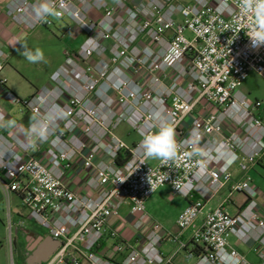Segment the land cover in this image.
Instances as JSON below:
<instances>
[{
    "label": "built area",
    "instance_id": "2783aa9c",
    "mask_svg": "<svg viewBox=\"0 0 264 264\" xmlns=\"http://www.w3.org/2000/svg\"><path fill=\"white\" fill-rule=\"evenodd\" d=\"M40 2L8 0L4 12L28 31L70 21V36L83 41L64 51L49 85L31 97L5 91L9 103L33 116L24 137L7 135L0 110V189L10 239L24 220L44 229L59 246L43 264H175L182 253L195 264H264V217L249 175L257 165L264 170L263 102L241 89L252 72L264 80V46L252 47L251 18L239 0H48L59 17L47 22L34 11ZM6 84L0 76V88ZM157 112L175 131L172 162L150 163L140 147L159 127ZM122 125L138 140L126 143L117 134ZM76 170L85 193L67 186ZM162 187L189 202L174 233L145 209ZM223 190L226 196L206 211ZM236 194L245 203L233 214ZM12 196L26 212L17 222ZM125 205L132 223L121 216ZM230 237L254 243L259 262L247 260ZM165 242L174 245L170 255Z\"/></svg>",
    "mask_w": 264,
    "mask_h": 264
},
{
    "label": "rangeland",
    "instance_id": "374dc122",
    "mask_svg": "<svg viewBox=\"0 0 264 264\" xmlns=\"http://www.w3.org/2000/svg\"><path fill=\"white\" fill-rule=\"evenodd\" d=\"M55 25L49 28L40 27L33 31H29L31 35L26 40V43L30 49L36 47L41 48L44 51L45 61L38 64L29 63L21 54L19 55L21 75L13 74V80H18L20 87H26L27 90L34 91L35 88L41 89L53 76L60 64L64 60V51L69 48H78L83 41V37L76 35L71 37L69 33V27H72L70 21H54ZM23 51V47L21 49ZM25 78V79H23ZM31 81V87L26 81ZM28 87V88H27ZM242 91H244L250 101L260 100L263 102V108L261 110L262 119L264 122V80L256 73H250L248 78L243 82ZM21 106V105H20ZM124 130L126 126L122 125L117 134L120 137L124 136ZM124 138V137H123ZM132 139H137L133 136ZM129 141V140H127ZM156 161L150 159V163ZM253 181L255 186L260 190L262 196H264V170L261 168L252 172ZM234 200L241 201L242 199L236 195L233 196ZM12 209L15 215L14 221L17 222L21 217H25L26 212L20 210L18 207V199L15 196L11 197ZM185 203V200L179 195H173L167 188L160 189L156 192L153 200L145 205V209L149 217L158 223L164 232L173 231L176 228V221L180 208ZM20 215L21 217H17ZM123 217L132 223L135 216L130 215L128 212ZM28 220H24L25 224L31 227V230L27 233L31 235V249H35L38 241L42 238L41 234H44V229L37 226L35 223ZM31 232V233H30ZM41 233V234H40ZM190 233V232H189ZM134 233L129 231L127 237L134 242ZM133 238V239H132ZM15 239V231H12L11 239L9 236L7 225V203L0 189V264H22L21 262V244L17 239L16 244L13 242ZM233 242L234 239L230 238ZM182 255H184L182 253ZM180 264H195V261L183 262Z\"/></svg>",
    "mask_w": 264,
    "mask_h": 264
},
{
    "label": "crops",
    "instance_id": "0c3cea01",
    "mask_svg": "<svg viewBox=\"0 0 264 264\" xmlns=\"http://www.w3.org/2000/svg\"><path fill=\"white\" fill-rule=\"evenodd\" d=\"M7 1L8 0H0V52L3 53V56H0V63L3 64V69L0 73V76L5 77L7 79L6 89L0 88V110L4 111L7 115V122L6 124H4L5 126L4 132L7 135L16 134L20 137H24L25 129L27 125L31 123V121L33 120V116L28 111L24 110L22 106L18 104L9 103L4 98V94H5V91L8 90L11 93H13L15 96H17L18 98L24 99V98L31 97L40 89L35 88L34 91L31 92V90H27L26 87H20L21 83H18V80L17 81L15 80L16 83H14L13 81V84H11L10 82L13 80L14 73L18 76L21 75V72L19 70L20 62L18 58L20 55L21 49L23 47L21 42H25L28 39V37L31 35V33L24 27L17 26L16 24L9 21V19L6 17L5 12H4ZM69 48H72V47H69ZM50 80L44 86L49 85ZM26 81L31 87V81L27 79ZM260 115L262 117L261 112H260ZM2 130L3 129L0 127V133L2 132ZM133 136H136V135L130 132L128 128L126 127V130H124V136H123L124 138L123 137L121 138L126 143L131 144L132 142H135L138 140V138L132 139ZM37 157H39V155H37ZM258 168L263 169L261 165H257L256 167L250 170L249 175L253 177L252 172ZM232 171H233V178L235 181H239L243 178L244 174L237 167H233ZM83 176H84L83 173L78 172V170H76V172L68 176L66 180L67 186L70 189L77 191L79 193H85V191L83 190V187L81 186ZM166 188L171 192V190L168 187H162L160 189H166ZM258 191H259V196H258L259 210H260L261 215L264 217V196H262L259 189ZM155 194L146 202V205H148L153 200ZM225 196H226V190H223L214 200H212L210 203L207 204L205 210L207 211L210 208L216 207L219 201ZM237 196L241 198L242 200L238 201V200L233 199L232 203L229 206V209L231 213L233 214L237 213V211L240 210L241 206L245 203V197L243 195L237 194ZM184 200H185V203L180 208L178 215L189 204V202L186 199ZM125 213L126 214L128 213L127 205H125L121 210V216L123 219H125L123 217ZM18 216L19 215H17V217ZM114 223L116 225L118 221H114ZM18 230L19 231L25 230V232L28 233L31 230V227L28 226V224H25L22 228H18ZM176 231H177V226L172 232L171 231L169 232L174 233ZM41 235H42L41 239L48 237L45 231H44V234H41ZM189 237H190V233L188 232L185 236V239L188 241ZM230 238L234 239L233 242L230 241V244L233 247H235L247 260H249L252 263L259 262V259L254 251V246H255L254 243L250 242L249 244H243V243L238 242L234 237H230ZM162 250L165 252V254L170 255L174 251V245L171 244L170 242H165L162 244ZM181 260L185 262L184 256L182 254H178L174 258V263L180 264Z\"/></svg>",
    "mask_w": 264,
    "mask_h": 264
},
{
    "label": "clouds",
    "instance_id": "9594fccd",
    "mask_svg": "<svg viewBox=\"0 0 264 264\" xmlns=\"http://www.w3.org/2000/svg\"><path fill=\"white\" fill-rule=\"evenodd\" d=\"M239 3L242 12L251 18V28L247 35L250 38L252 47L259 48L260 46H264V0H239ZM34 11L36 16L45 22L48 21L49 17H59V13L48 0H42V2L35 6ZM21 44L23 51L20 54L29 63L38 64L46 62L44 51L41 48L30 49L26 41L21 42ZM153 119L159 122V127L155 132L143 136L140 145L143 149V155L148 159L160 160L165 163L172 162L177 158L179 148L174 128L171 124L163 122L159 112L154 114Z\"/></svg>",
    "mask_w": 264,
    "mask_h": 264
},
{
    "label": "water",
    "instance_id": "95a60500",
    "mask_svg": "<svg viewBox=\"0 0 264 264\" xmlns=\"http://www.w3.org/2000/svg\"><path fill=\"white\" fill-rule=\"evenodd\" d=\"M58 246L59 242L50 236L40 239L30 256L31 264H43Z\"/></svg>",
    "mask_w": 264,
    "mask_h": 264
},
{
    "label": "flooded vegetation",
    "instance_id": "af4514ba",
    "mask_svg": "<svg viewBox=\"0 0 264 264\" xmlns=\"http://www.w3.org/2000/svg\"><path fill=\"white\" fill-rule=\"evenodd\" d=\"M14 231H15V239L13 242L16 244L17 239H18L21 246H22L21 247V262H22V264H31L30 256L34 250V249H31V235L27 234L25 232V230L19 231L18 228L14 229ZM39 242L40 241H38V244H39Z\"/></svg>",
    "mask_w": 264,
    "mask_h": 264
},
{
    "label": "trees",
    "instance_id": "16d2710c",
    "mask_svg": "<svg viewBox=\"0 0 264 264\" xmlns=\"http://www.w3.org/2000/svg\"><path fill=\"white\" fill-rule=\"evenodd\" d=\"M123 160L120 158L118 163H121ZM194 252L196 253V255H198L200 252H202V249L199 247H195L194 248Z\"/></svg>",
    "mask_w": 264,
    "mask_h": 264
}]
</instances>
